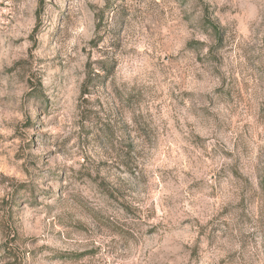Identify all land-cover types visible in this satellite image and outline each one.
Instances as JSON below:
<instances>
[{
	"label": "rangeland",
	"instance_id": "obj_1",
	"mask_svg": "<svg viewBox=\"0 0 264 264\" xmlns=\"http://www.w3.org/2000/svg\"><path fill=\"white\" fill-rule=\"evenodd\" d=\"M0 264H264V0H0Z\"/></svg>",
	"mask_w": 264,
	"mask_h": 264
}]
</instances>
